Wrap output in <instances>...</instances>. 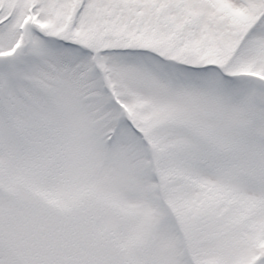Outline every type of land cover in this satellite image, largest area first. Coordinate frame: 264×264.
<instances>
[{"label": "snow or ice", "instance_id": "6c2138e0", "mask_svg": "<svg viewBox=\"0 0 264 264\" xmlns=\"http://www.w3.org/2000/svg\"><path fill=\"white\" fill-rule=\"evenodd\" d=\"M0 264H264V0H0Z\"/></svg>", "mask_w": 264, "mask_h": 264}]
</instances>
